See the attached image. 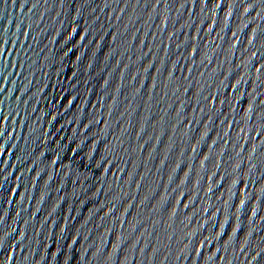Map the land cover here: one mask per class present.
Instances as JSON below:
<instances>
[{
	"label": "water",
	"instance_id": "obj_1",
	"mask_svg": "<svg viewBox=\"0 0 264 264\" xmlns=\"http://www.w3.org/2000/svg\"><path fill=\"white\" fill-rule=\"evenodd\" d=\"M0 264H264V0H0Z\"/></svg>",
	"mask_w": 264,
	"mask_h": 264
}]
</instances>
